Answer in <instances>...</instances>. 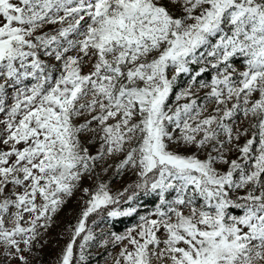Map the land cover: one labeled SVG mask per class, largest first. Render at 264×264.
I'll return each mask as SVG.
<instances>
[{
	"label": "snow or ice",
	"instance_id": "1",
	"mask_svg": "<svg viewBox=\"0 0 264 264\" xmlns=\"http://www.w3.org/2000/svg\"><path fill=\"white\" fill-rule=\"evenodd\" d=\"M117 154L158 203L112 234L113 264H264V0H0L3 264H30L39 228ZM84 191L58 264L118 203Z\"/></svg>",
	"mask_w": 264,
	"mask_h": 264
},
{
	"label": "rangeland",
	"instance_id": "2",
	"mask_svg": "<svg viewBox=\"0 0 264 264\" xmlns=\"http://www.w3.org/2000/svg\"><path fill=\"white\" fill-rule=\"evenodd\" d=\"M214 74L206 73L204 78L207 79ZM188 79V76L182 75L174 92L183 88ZM170 103L175 104V101L171 100ZM97 147L98 145L90 147L92 154L96 153ZM122 158L117 154L111 157L106 156L102 161H98L93 172L79 182L73 195L65 198L66 202L52 216L49 226L39 228L40 235L29 255L30 264H58L62 251L73 235L74 227L89 199V194L85 193L84 189H88L89 193L94 192L101 183L108 186L111 195L118 199V203L102 207L98 212L89 216L85 233H82L81 237L76 240L74 264H113V258L120 251V246H112V234H125L136 227L141 223L140 217L153 212L158 203L155 194L133 187L137 182L134 171L130 169L117 171V165ZM129 209H134L130 215L113 217L108 214L114 210L125 212ZM88 232L92 233L94 239L86 244L84 259L81 261L79 245L83 243L82 237ZM105 240L109 241L107 246L104 245ZM0 264H3L2 259H0Z\"/></svg>",
	"mask_w": 264,
	"mask_h": 264
}]
</instances>
